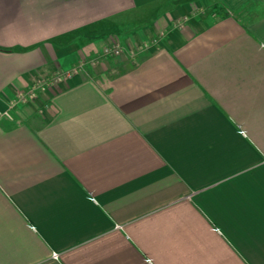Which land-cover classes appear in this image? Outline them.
<instances>
[{"label":"crops","instance_id":"0c3cea01","mask_svg":"<svg viewBox=\"0 0 264 264\" xmlns=\"http://www.w3.org/2000/svg\"><path fill=\"white\" fill-rule=\"evenodd\" d=\"M78 62L0 117V264H264V0H0L1 109Z\"/></svg>","mask_w":264,"mask_h":264},{"label":"built area","instance_id":"2783aa9c","mask_svg":"<svg viewBox=\"0 0 264 264\" xmlns=\"http://www.w3.org/2000/svg\"><path fill=\"white\" fill-rule=\"evenodd\" d=\"M122 47L116 39H112L101 49V56H115L121 53ZM82 67V62H78L75 65H72L68 70L63 72H56L51 77L46 79H38L35 81L33 86L25 90H18L15 96L7 102V105L4 109L0 108V117L6 116L11 117V110L19 103L26 102L38 96V93L44 90L47 85H51L57 81H60L72 73L77 72ZM94 199V198H92Z\"/></svg>","mask_w":264,"mask_h":264},{"label":"trees","instance_id":"16d2710c","mask_svg":"<svg viewBox=\"0 0 264 264\" xmlns=\"http://www.w3.org/2000/svg\"><path fill=\"white\" fill-rule=\"evenodd\" d=\"M132 64H129V65H127V66H125V67H120L118 70H120V71H124L125 69H127L128 67H130Z\"/></svg>","mask_w":264,"mask_h":264},{"label":"rangeland","instance_id":"374dc122","mask_svg":"<svg viewBox=\"0 0 264 264\" xmlns=\"http://www.w3.org/2000/svg\"><path fill=\"white\" fill-rule=\"evenodd\" d=\"M109 57V56H108Z\"/></svg>","mask_w":264,"mask_h":264}]
</instances>
